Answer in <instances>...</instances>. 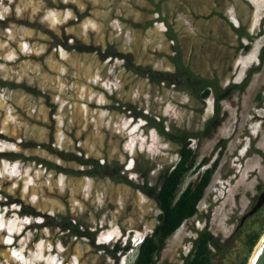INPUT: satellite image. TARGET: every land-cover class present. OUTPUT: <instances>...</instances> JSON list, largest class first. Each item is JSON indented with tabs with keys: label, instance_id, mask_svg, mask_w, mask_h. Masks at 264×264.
<instances>
[{
	"label": "rangeland",
	"instance_id": "obj_1",
	"mask_svg": "<svg viewBox=\"0 0 264 264\" xmlns=\"http://www.w3.org/2000/svg\"><path fill=\"white\" fill-rule=\"evenodd\" d=\"M263 19L264 0H0V79L43 95L0 87V264L133 263L134 254L116 262L98 250V233L102 227L152 232L160 210L133 184L142 186L146 173L154 185L177 162L179 147L121 105L164 121L171 131L201 130L214 114L213 96L202 102L190 87L153 83L130 72L120 57L105 56L111 47L139 65L172 71L175 44L168 24L184 63L223 88L260 67L243 93L222 102L223 123L199 145L202 159L228 141L199 214L183 225L192 247L196 231L206 227L218 239L214 264H242L246 257L249 264L256 247L249 251L248 235H264V210L245 226L238 219L264 189V156L255 151L264 155ZM231 24L245 27L253 40L239 42ZM63 43L97 47L103 54L68 50ZM12 152L68 170L94 169L78 156L103 164L109 174L60 173L33 160H8L4 155ZM65 219L90 235L63 232ZM43 222L53 227H33ZM191 250L165 248L158 264H183Z\"/></svg>",
	"mask_w": 264,
	"mask_h": 264
},
{
	"label": "trees",
	"instance_id": "obj_2",
	"mask_svg": "<svg viewBox=\"0 0 264 264\" xmlns=\"http://www.w3.org/2000/svg\"><path fill=\"white\" fill-rule=\"evenodd\" d=\"M160 10L157 11L159 13ZM264 22V19H263ZM150 24H153L152 22ZM40 30L49 32L41 25L34 24ZM233 31L238 36L239 42H242L244 38L253 40V36L245 29V27H236L231 24ZM168 37L175 44L174 55H170L169 59L172 63V71H158L151 66L139 65L134 62L131 54L125 55L118 53L115 49L108 48V56L110 58L120 57L125 60V67L132 73L141 77L149 78L153 83L168 84L174 88H187L190 87L194 90V93L202 102H206L211 96L214 98V114L209 118L204 128L195 132L187 131L180 128H172V131L168 129L164 121H158L156 118L151 117L144 111H138L136 107L128 104L121 105L125 112H128L136 120H144L149 128H154L160 136H162L167 142L177 145L178 148V160L170 168L161 171L158 175L157 181L154 185H151L147 174L143 173L142 178L144 183L142 186L134 185L132 181H127L129 184H133L134 187L140 189L148 198L156 202L160 214L158 216V224L154 227L151 233L145 236L144 242L138 247L134 254V260L132 264H158V258L164 251V248L169 242L171 236H173L187 221L191 220L199 214V205L203 200L205 193L213 177L218 170L222 158L225 155L228 141L223 140L216 145L212 154L200 159L199 145L208 138H211L217 131L219 126L224 121L222 114V102L232 98L236 93H243L251 83L254 74L258 73L260 67L253 66L249 69L245 79L239 83H233L223 88L220 86L219 81H211L195 74L183 61L182 51L178 46L177 36L173 33L172 26L168 24ZM260 35V34H258ZM257 35V36H258ZM256 36V37H257ZM68 50L78 49L79 51L87 52H100L99 48L92 46L80 47L79 45H68L63 43ZM243 49L249 50L250 45L242 46ZM264 57V47L261 52V58ZM0 87L10 88H22L26 92L43 96L42 92L27 86L26 84H18L15 82L0 79ZM258 100H261V92L258 94ZM194 143V144H193ZM196 145V147H194ZM47 148L49 151L54 152L53 149L46 144L40 145ZM218 148H221L217 157ZM57 152V151H55ZM260 155L264 156L261 151ZM62 156V154H60ZM8 160L12 161H27L33 160L39 165L48 167L50 169L57 170L60 173L77 174L94 176L99 173L104 176L109 174L107 168L99 162L93 163V161H84L81 157L75 156L74 158L82 165H93L94 169L91 171H73L65 169L57 164L50 163L39 157L28 158L21 153H9L4 155ZM187 187L184 188L181 194H179L180 188L184 185L189 176H195ZM117 178V177H116ZM120 178H118L119 180ZM26 214H32L27 212ZM67 225L65 226L64 224ZM63 232H69L72 236L77 238L87 237L90 233H82L79 226L73 224L71 221L64 220L60 224ZM33 227H53L52 225L41 224L33 225ZM197 237L193 241V247L187 257L184 258L183 264H214L213 259L215 252L218 249V239L209 231L206 227L202 230H197ZM94 239V238H93ZM260 240V233L253 232L248 235L247 246L251 252ZM96 248L100 251L107 253V256L114 259L116 262L120 260V256L130 249V245L123 247L121 243H115L112 247L105 244L96 245ZM248 263V257H246L242 264ZM163 264H171L164 262Z\"/></svg>",
	"mask_w": 264,
	"mask_h": 264
},
{
	"label": "clouds",
	"instance_id": "obj_3",
	"mask_svg": "<svg viewBox=\"0 0 264 264\" xmlns=\"http://www.w3.org/2000/svg\"><path fill=\"white\" fill-rule=\"evenodd\" d=\"M190 179V181H189ZM191 178L188 177L187 180L185 181L183 187H187L188 184L191 182ZM100 232L98 233V237H97V241L96 243L99 244H110L112 242H114V240L116 239L115 243H124L123 247H126L128 245H130V249L125 252L128 254H135V252L137 251L138 247H140V245L144 242L145 236L147 234H142L139 235L138 230H134V229H129L126 230L125 232H122L120 229L117 233H113L112 231L114 230V228H100ZM98 231V230H96Z\"/></svg>",
	"mask_w": 264,
	"mask_h": 264
},
{
	"label": "water",
	"instance_id": "obj_4",
	"mask_svg": "<svg viewBox=\"0 0 264 264\" xmlns=\"http://www.w3.org/2000/svg\"><path fill=\"white\" fill-rule=\"evenodd\" d=\"M183 190L184 187L182 186L180 188L179 194H181ZM263 204H264V192L260 195L254 208L244 217L243 220H245L249 216L254 215L263 206ZM249 264H264V235L258 242Z\"/></svg>",
	"mask_w": 264,
	"mask_h": 264
},
{
	"label": "bare ground",
	"instance_id": "obj_5",
	"mask_svg": "<svg viewBox=\"0 0 264 264\" xmlns=\"http://www.w3.org/2000/svg\"><path fill=\"white\" fill-rule=\"evenodd\" d=\"M255 151L257 154H260V152H259L260 150H255ZM248 154L246 156H248ZM245 157L244 156L239 157V161H242ZM254 162H256L258 164V162L256 160H254ZM237 178H238V176L235 177V180ZM189 239H190V234H188L187 230L186 229L184 230V228L182 226L173 236H171V238L169 239V242L165 248H173L174 249V248L179 247V246L181 248H192V242L189 241Z\"/></svg>",
	"mask_w": 264,
	"mask_h": 264
},
{
	"label": "flooded vegetation",
	"instance_id": "obj_6",
	"mask_svg": "<svg viewBox=\"0 0 264 264\" xmlns=\"http://www.w3.org/2000/svg\"><path fill=\"white\" fill-rule=\"evenodd\" d=\"M263 192H264V189H262V191L259 193L258 197L256 198V201H253V202L251 203L250 211L254 208V206L256 205V203H257V201H258L260 195H261ZM263 210H264V204H263V206H262V207H261V208H260V209H259L254 215L249 216L248 218H246L245 220H243L244 217H245L250 211L247 212V213H245L242 217H240V218L238 219L239 222H240L241 227H242V226H245L251 218L257 216V215L260 214V213H262Z\"/></svg>",
	"mask_w": 264,
	"mask_h": 264
}]
</instances>
